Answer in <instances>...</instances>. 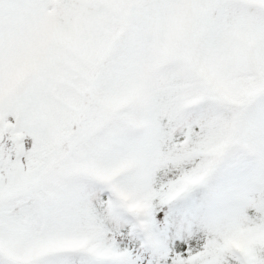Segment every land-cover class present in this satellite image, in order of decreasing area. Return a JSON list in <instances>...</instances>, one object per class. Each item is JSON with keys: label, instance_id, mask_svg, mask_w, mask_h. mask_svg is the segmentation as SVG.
I'll list each match as a JSON object with an SVG mask.
<instances>
[{"label": "snow or ice", "instance_id": "1", "mask_svg": "<svg viewBox=\"0 0 264 264\" xmlns=\"http://www.w3.org/2000/svg\"><path fill=\"white\" fill-rule=\"evenodd\" d=\"M0 264H264V0H0Z\"/></svg>", "mask_w": 264, "mask_h": 264}]
</instances>
